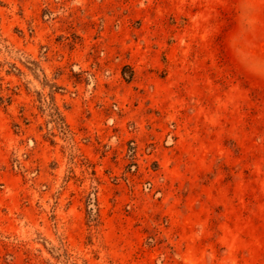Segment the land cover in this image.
Returning <instances> with one entry per match:
<instances>
[{
  "label": "rangeland",
  "instance_id": "obj_1",
  "mask_svg": "<svg viewBox=\"0 0 264 264\" xmlns=\"http://www.w3.org/2000/svg\"><path fill=\"white\" fill-rule=\"evenodd\" d=\"M0 264H264V0H0Z\"/></svg>",
  "mask_w": 264,
  "mask_h": 264
}]
</instances>
